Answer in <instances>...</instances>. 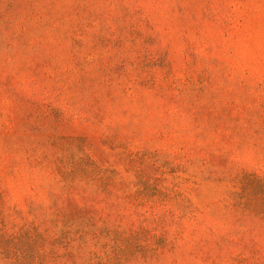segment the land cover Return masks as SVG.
<instances>
[{
	"label": "rangeland",
	"instance_id": "374dc122",
	"mask_svg": "<svg viewBox=\"0 0 264 264\" xmlns=\"http://www.w3.org/2000/svg\"><path fill=\"white\" fill-rule=\"evenodd\" d=\"M0 264H264V0H0Z\"/></svg>",
	"mask_w": 264,
	"mask_h": 264
}]
</instances>
